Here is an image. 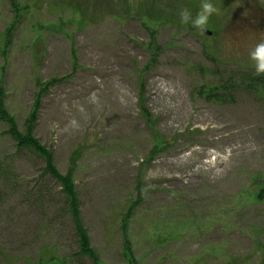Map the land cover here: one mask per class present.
<instances>
[{
	"label": "rangeland",
	"instance_id": "rangeland-1",
	"mask_svg": "<svg viewBox=\"0 0 264 264\" xmlns=\"http://www.w3.org/2000/svg\"><path fill=\"white\" fill-rule=\"evenodd\" d=\"M17 3L0 0L5 107L24 131L40 95L33 134L73 171L101 264H125L121 226L137 264H264V85L246 80L264 0H212L210 35L178 16L201 0ZM42 168L0 123V264H94Z\"/></svg>",
	"mask_w": 264,
	"mask_h": 264
},
{
	"label": "trees",
	"instance_id": "trees-1",
	"mask_svg": "<svg viewBox=\"0 0 264 264\" xmlns=\"http://www.w3.org/2000/svg\"><path fill=\"white\" fill-rule=\"evenodd\" d=\"M7 2L11 7L13 17H16L20 11L17 0H7ZM12 27L13 24L7 28L5 35L10 33ZM246 80H248L250 83H260L264 85V73L256 75L247 74ZM56 81L58 80H53L51 82ZM49 84L50 82L42 84L43 88ZM43 88L41 90H43ZM223 89L224 88L220 89L216 87L210 89L204 88L199 91V94H202L208 100L223 101L224 96L220 94ZM4 99V92L0 88V123L6 126L7 135L13 140L17 151H24L25 153L36 157L42 162L43 168L40 176H46L57 184L59 188V195L63 202V212L73 228V236L77 248L76 255L80 258L89 259L94 264H101L99 254L91 246L89 235L81 218L78 194L73 181V171L70 169L67 173L61 174L55 167L52 151L43 146L33 134V129L37 122V114L40 106V95L38 94L35 96L34 104L25 122L24 131H20L18 129L14 117L10 115L5 107ZM139 104L141 106V113L145 121L148 122V113L141 101H139ZM73 160L74 157L71 158V162ZM256 200L264 201V188L257 192ZM126 228L127 226H121L120 228V232L123 234L122 255L125 260V264H137L131 247V242L126 234Z\"/></svg>",
	"mask_w": 264,
	"mask_h": 264
},
{
	"label": "clouds",
	"instance_id": "clouds-1",
	"mask_svg": "<svg viewBox=\"0 0 264 264\" xmlns=\"http://www.w3.org/2000/svg\"><path fill=\"white\" fill-rule=\"evenodd\" d=\"M219 12L220 9L212 3V0H201L195 16H192L191 12L184 7L179 10L178 16L181 23H188L195 30L203 32L207 27L209 17ZM248 56L254 62L255 73H264V39L249 50Z\"/></svg>",
	"mask_w": 264,
	"mask_h": 264
},
{
	"label": "water",
	"instance_id": "water-1",
	"mask_svg": "<svg viewBox=\"0 0 264 264\" xmlns=\"http://www.w3.org/2000/svg\"><path fill=\"white\" fill-rule=\"evenodd\" d=\"M202 33H204L206 35H210V32H208V31H203Z\"/></svg>",
	"mask_w": 264,
	"mask_h": 264
}]
</instances>
